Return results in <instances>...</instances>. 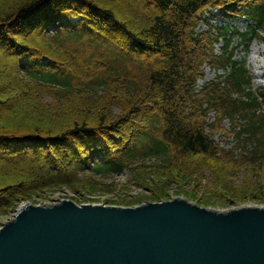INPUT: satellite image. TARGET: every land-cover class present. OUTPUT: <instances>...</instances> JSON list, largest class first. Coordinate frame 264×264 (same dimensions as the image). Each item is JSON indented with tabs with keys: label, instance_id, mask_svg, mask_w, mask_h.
Segmentation results:
<instances>
[{
	"label": "trees",
	"instance_id": "obj_1",
	"mask_svg": "<svg viewBox=\"0 0 264 264\" xmlns=\"http://www.w3.org/2000/svg\"><path fill=\"white\" fill-rule=\"evenodd\" d=\"M84 1L88 9L83 12H89L88 17L94 21L99 35L116 39L129 51L159 58L153 65L146 62L136 65L130 63L124 52L107 54L101 45L87 41L83 34L69 31L64 39L58 35L51 38L52 48H65L67 59L73 65L76 64L74 59H85L83 63L89 70L78 65L84 78L83 82L75 83L69 75L54 71L26 70L19 74L14 72L11 78L6 67L0 74V90H10L9 99L30 104L35 108L32 112L39 113L40 121L37 124L25 121L28 118L15 120L12 116L0 119V139L6 147L0 148V154L23 157V153H11L4 145L10 140L23 145L34 141L39 146L38 150L32 145L37 151L47 148L50 141L74 142L75 145L80 142L82 147L79 145L76 153L71 152L74 175L90 171L94 177L107 179L124 172H138L137 180L143 182L147 181L146 173H150L163 181L162 188H173L171 184L180 183L196 190L211 191L212 197L224 195L230 200L245 198L241 194L247 189L257 191L262 198L253 200L263 202L264 108L259 98L264 97V91L253 90L245 63L234 62L229 47L236 35L241 36L247 48L255 38L264 43L261 35L264 34V0H148L156 10L148 9L145 19L137 17L131 0H121L131 6L132 16L142 24L137 31L131 29V22L117 17L115 0ZM37 2L39 0H0V23H9L20 34L35 27L44 30L56 26L60 4L57 2L56 12L53 11L51 17L39 19L30 17L40 8ZM78 7H74L76 13H79ZM210 7L220 9L231 18L249 19L256 27L247 34L222 28L216 29L217 36L201 35L197 30L200 19ZM13 19L16 22L12 25ZM220 38L225 41V47L222 56H216L214 45ZM20 49L24 50L22 46ZM205 64L214 69L230 68L231 72L223 82L207 84L197 92V81L203 76ZM4 105L5 101L0 100V109ZM114 108L119 112L115 113ZM143 113L146 117L136 134L124 135V125L136 122ZM211 113L216 115L212 123ZM225 119L233 123L235 144L231 149L221 147L214 139ZM95 130L98 131L96 140L85 144L81 138ZM114 131L118 132L119 142L111 137L115 136ZM126 140L131 143L129 147L125 145ZM72 147L68 149L72 151ZM20 170L17 166L0 167V193L14 190V197L16 189L25 187V181L17 175H38L36 168L23 169L24 173ZM206 173L211 178L204 177ZM252 177L259 180L254 182ZM65 179L70 182L71 176ZM166 189L153 193L161 198Z\"/></svg>",
	"mask_w": 264,
	"mask_h": 264
},
{
	"label": "water",
	"instance_id": "obj_2",
	"mask_svg": "<svg viewBox=\"0 0 264 264\" xmlns=\"http://www.w3.org/2000/svg\"><path fill=\"white\" fill-rule=\"evenodd\" d=\"M29 201L0 228V264H264V201L200 208Z\"/></svg>",
	"mask_w": 264,
	"mask_h": 264
},
{
	"label": "rangeland",
	"instance_id": "obj_3",
	"mask_svg": "<svg viewBox=\"0 0 264 264\" xmlns=\"http://www.w3.org/2000/svg\"><path fill=\"white\" fill-rule=\"evenodd\" d=\"M97 1L106 2L108 0ZM131 1L133 2L132 8L134 12L138 15L137 17L139 18H147L149 15L148 9H154V7L150 5L148 0ZM57 2L60 4V7L57 10V15L61 20L59 21V25L61 27V29H59L60 31L52 29V27L54 26L48 29L45 28L44 30H41L42 28L40 30H38L37 28H33L29 32H22L23 34L17 33L15 29H10L13 31H9V33H12L13 35L15 34L14 36L16 37V39H14L13 42L8 43H10L12 47H14V50L11 45L8 44L6 41V38L10 37H6L4 39L2 38V42L4 43L0 45V74L2 71L5 70L6 67H9L7 75H9L11 78L14 77V72L19 74L26 70H30L33 72L34 70H36L37 72L54 71L59 75H69L75 80V83L83 82L82 78H84V73H82L77 66L84 65L83 62L85 59H74V62L76 63L75 66L72 64V62H69V59H67L69 55L67 54L68 51L65 48L56 50L49 45V41L51 40V38H54L56 35H58L61 39L62 37H65V35L69 31L76 32L77 34H83L85 36V39L87 38V41H95L97 44L101 45L102 50H104V52H106L107 54H117L118 51L123 54L122 52H124L129 58L130 63L132 64L139 65L141 62H146V64L153 65V63H156V59L159 58V56L157 55H148L144 52L138 53L135 51H129L120 42L118 43L116 39H110L109 37L103 38L101 35H99L97 33V28H95L96 25H94L93 23L94 21L90 19V17H88L89 12H87L88 14H85V12H83L84 9H88L86 8L88 7V4H86L84 0H53V2H47L48 4L44 2L46 4L43 3L44 5L40 6V8L36 9L33 13H31L30 17L35 16L39 19H42V17L52 15L53 11L57 9V7L56 9L54 8L55 5L58 6ZM80 4L82 5V8ZM76 5L80 6L77 10L80 14H75L80 18H75L76 20L78 19V23L77 21H75V19L72 20L71 16H66V14L73 10ZM130 7L131 6L124 4L121 0H115L114 10L117 17H119L122 21L131 22V29L133 31H137L138 29H141L142 24L139 23V20H135V18L132 16ZM212 9H214V11L211 17L207 18L205 23H201L199 25V33H209L210 27L208 26L217 27L220 25H229L233 27L237 26L241 31L247 30V24H245V22L241 20H227L224 16H221L219 14V11H217L216 8L210 7L209 11H211ZM155 10L156 8L154 9V11ZM30 17H28L27 19V22L29 21L28 23H30L31 21ZM203 17L201 18L203 19ZM9 27L11 26H8L7 28ZM85 30H87V33L85 32ZM95 30L96 33H94ZM3 35L6 34L0 33V36ZM261 35L264 37L263 34ZM27 40L29 41V43L26 45L25 41ZM239 42L240 40L236 39L234 42V46H236ZM18 44L22 45L25 53L20 52L19 49L21 46H19ZM9 45L12 49H6L7 46L9 47ZM220 46L221 45H219L218 48ZM245 46L246 45H241L238 48L236 52V58L238 60L245 61L246 66L252 75L253 89L258 92H262L264 91V43L260 40L255 39L249 44L248 51L245 50ZM15 48L19 50L20 55H17ZM29 53H33L35 54V56L30 58ZM49 62H51L52 65L57 64V67H48ZM27 66H29V68H25ZM83 68L86 71L89 70L85 65L83 66ZM213 79H215V73L207 69L205 80L203 82H200V86H202L205 82H209ZM10 84H12V82ZM9 91L5 92L3 89L0 90V100L5 101V105L0 109V119H7L11 116L15 120L28 118L25 121H33L38 124L40 121L38 118L39 113H34V111L32 112V110L35 108L32 109L30 104H26L24 102L20 103L16 99H9L7 96ZM259 99L263 103L264 108V97L260 96ZM113 111L115 113L119 112L115 108ZM145 117L146 115L143 113L142 117L136 118V122L132 124H125L123 127L124 135L130 137H132V135H135L136 130L140 128L141 123L143 122ZM223 127L224 130H220V133H217L215 135V139L218 143L221 144L222 147H225L226 149H231L234 147L235 144L232 138V131L234 129L229 122H225L223 124ZM97 132L98 131L95 130L86 133L85 137L81 139L85 140V144H90L94 140H96ZM114 135L115 136L112 135L111 137H114L115 142H119V139H117V137L119 136L118 132L114 131ZM126 141L127 143H125V145H131L129 140ZM15 142L17 141L10 140L9 144L6 143L4 145H6L11 150V153H23V157H16V159L12 157V154L9 156H3L0 154V167L6 166L13 168L14 166H17L18 168H21L20 171H22L23 173L25 172L23 169L31 168L32 170H34L36 168V170H38V175L29 176L25 173V175H17L19 179L25 181V187H21V190L16 189L15 192L17 193L16 195H14V197H12L14 190H9L7 194H3V192L0 193L3 194L0 195V228L9 217H11L29 201H52L62 196H66L78 203L118 204L142 203L170 199L183 193L187 194V192H189V196L198 200L197 206L200 208L227 207L243 202L255 201L253 200L255 199V197H260L257 191L247 189H245L241 194H244L245 196V198H242L241 200H230V198H227L224 195L222 196L217 194L213 195L214 197H212L210 196L211 191H204L203 189L196 190L192 186H182L180 183L171 184L173 188L169 187V189H166L167 187L162 188L161 186V183L163 181L160 178L152 176L150 173H146L147 179L145 180L147 181L139 182L137 180L138 172L135 171V173L124 172L119 176L107 179L94 177L91 175L92 173L90 171H88L86 174L78 173L77 175H74L72 174L73 164H71V152L74 153L75 151L76 153V150L79 149V145L81 144L80 142H75L76 145L74 144V142L70 141V143H67V141V144L64 143L68 148L73 145L74 147H72V151H70L67 147L61 146V148H59L57 147V145L50 146L49 149L48 147H44L46 146V144L43 145V151H37L35 150L36 148L32 146L35 145L34 141H27L25 145L20 143V141H18L17 143ZM29 144H31V146L28 147L27 145ZM122 145H124V141L122 142ZM35 146L39 148V146ZM80 146L82 147V145ZM1 147H4L2 144V139H0V148ZM81 151H84V149H81ZM140 175L141 177L144 176L143 173ZM66 176H71L70 182L65 179ZM204 177L209 179L211 178V175L209 173H206L204 174ZM252 179L254 180V182L256 180H259L254 177H252ZM252 185L254 186V184ZM241 188H244V186H242ZM158 189L162 192L166 189L164 196L161 198L157 197L153 193L154 190L156 192V190ZM7 197H9V199H7ZM3 200H6L7 202L2 204L1 202H3Z\"/></svg>",
	"mask_w": 264,
	"mask_h": 264
},
{
	"label": "bare ground",
	"instance_id": "obj_4",
	"mask_svg": "<svg viewBox=\"0 0 264 264\" xmlns=\"http://www.w3.org/2000/svg\"><path fill=\"white\" fill-rule=\"evenodd\" d=\"M48 2H50V1H52V0H47ZM38 3V2H37ZM43 3H44V0H39V6H43ZM45 4V3H44ZM38 5V4H37ZM76 13V10L75 9H73V10H71L70 12H68V14H66V16H70V15H73V14H75ZM59 21H61L60 19H59V16L57 17V20H56V22H55V25L56 26H54V27H52V29H55V30H57V31H60L59 29H61V27L60 26H58V23H59ZM16 22V19H13V21H12V25L14 24ZM8 26H10L9 25V23L8 24H6V23H0V33L1 34H6V35H3V36H0V45H2L4 42H2L3 41V39L4 38H6V37H10V38H6V41H7V43L8 42H13L14 41V39H16V37L12 34V33H9V31H13L14 29L12 28V27H9V28H7ZM60 27V28H59ZM5 28V29H4ZM35 28H37L38 30H40V28H38V27H35ZM10 29H13V30H10ZM42 30V29H41ZM20 34V33H19ZM3 38V39H2ZM26 42V45L29 43V41L27 40V41H25ZM8 44H10V43H8ZM11 45V44H10ZM10 45H9V47L7 46V48H6V46H5V48L6 49H12L13 48V50H14V47H12V45H11V47H10ZM22 46V45H21ZM19 50H21V49H19ZM20 52H23V53H25V51L23 50V51H20ZM10 54V53H9ZM11 55H12V53H11ZM14 55H15V53H14ZM29 57L31 58V57H34L35 56V54H33V53H29ZM29 62H31V61H29ZM40 64V63H39ZM30 65V64H29ZM48 67H57V64L56 65H52V63L51 62H49L48 63ZM25 68H29V66H27V67H25ZM58 142H55V141H50L49 142V145H48V148L52 145H54V146H62L64 143H59V144H57ZM67 147V146H66ZM68 148V147H67ZM38 150H39V148H37Z\"/></svg>",
	"mask_w": 264,
	"mask_h": 264
}]
</instances>
